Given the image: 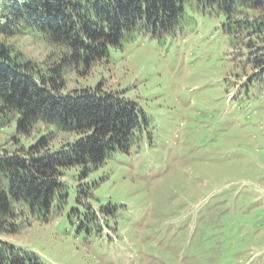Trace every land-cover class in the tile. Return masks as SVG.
<instances>
[{
  "label": "rangeland",
  "instance_id": "1",
  "mask_svg": "<svg viewBox=\"0 0 264 264\" xmlns=\"http://www.w3.org/2000/svg\"><path fill=\"white\" fill-rule=\"evenodd\" d=\"M208 18L164 34L139 28L111 46L108 62L63 70L66 91L127 89L155 119H142L144 134L129 152L91 174L97 202L80 191L79 167L70 168L67 206L43 221L17 202L15 230L0 238L48 264H264V80L251 81L259 70L245 60L248 38L234 46L219 18ZM4 38L45 68L61 50L25 35ZM165 113L178 138L161 125L169 118L157 120ZM16 128V117L0 124V148H14ZM41 132L57 145L75 136L39 121L22 140L34 143ZM79 194L101 221L91 238L66 218ZM98 202L112 203L116 215Z\"/></svg>",
  "mask_w": 264,
  "mask_h": 264
},
{
  "label": "trees",
  "instance_id": "2",
  "mask_svg": "<svg viewBox=\"0 0 264 264\" xmlns=\"http://www.w3.org/2000/svg\"><path fill=\"white\" fill-rule=\"evenodd\" d=\"M210 16L219 18L234 46L248 38L245 60L259 70L251 81L264 80V0H0V124L13 117L17 121L10 139L14 148H0V236L15 230L17 202L43 221L62 211L70 197L64 182L70 168L79 167L84 180L80 191L97 202L91 197L99 183L90 180L91 174L114 153L129 152L137 134H144L143 124L155 119L127 89L66 91L63 70L108 62L111 46L122 44L139 28L164 34ZM17 35L58 45V58L45 68L20 57L4 38ZM158 117L160 122L169 118L160 124L173 133L175 117ZM39 121L75 136L57 145L41 132L36 142L26 145L22 139L31 137L29 130ZM83 194L66 218L91 238L101 221ZM98 203L104 214L116 215L112 203ZM0 264L48 263L0 238Z\"/></svg>",
  "mask_w": 264,
  "mask_h": 264
}]
</instances>
